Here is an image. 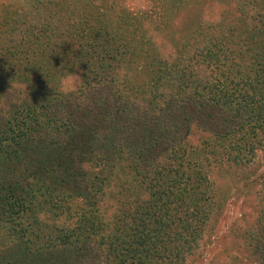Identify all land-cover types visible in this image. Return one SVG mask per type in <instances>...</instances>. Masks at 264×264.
Returning a JSON list of instances; mask_svg holds the SVG:
<instances>
[{
    "label": "trees",
    "instance_id": "1",
    "mask_svg": "<svg viewBox=\"0 0 264 264\" xmlns=\"http://www.w3.org/2000/svg\"><path fill=\"white\" fill-rule=\"evenodd\" d=\"M39 1L0 3V264H187L264 154V0Z\"/></svg>",
    "mask_w": 264,
    "mask_h": 264
},
{
    "label": "rangeland",
    "instance_id": "2",
    "mask_svg": "<svg viewBox=\"0 0 264 264\" xmlns=\"http://www.w3.org/2000/svg\"><path fill=\"white\" fill-rule=\"evenodd\" d=\"M243 1L237 5L238 8L243 15H252L253 5L246 3L258 1ZM25 2L29 20H32L31 15H35L36 11L41 13V16L47 15L48 12L43 7L48 3L43 4L38 0H0V3L10 7H17ZM197 14L201 17L199 23L202 25L207 20L214 19L210 15L201 16L198 12ZM189 16H192L189 11L181 13L178 20L186 22ZM180 29L184 30L181 25ZM212 179L221 194L222 208L212 219L200 248L189 257L187 264H253L247 243L252 228L264 211V154H257L256 158L243 168L228 165L220 167L213 171Z\"/></svg>",
    "mask_w": 264,
    "mask_h": 264
},
{
    "label": "clouds",
    "instance_id": "3",
    "mask_svg": "<svg viewBox=\"0 0 264 264\" xmlns=\"http://www.w3.org/2000/svg\"><path fill=\"white\" fill-rule=\"evenodd\" d=\"M128 11L135 13L137 8L144 5L136 3V0H125L123 5ZM77 90V80L73 74L65 73L59 78L58 91L63 94H70Z\"/></svg>",
    "mask_w": 264,
    "mask_h": 264
}]
</instances>
